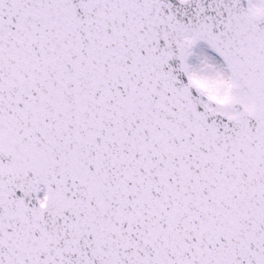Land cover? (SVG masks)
I'll list each match as a JSON object with an SVG mask.
<instances>
[{
	"label": "snow or ice",
	"instance_id": "snow-or-ice-1",
	"mask_svg": "<svg viewBox=\"0 0 264 264\" xmlns=\"http://www.w3.org/2000/svg\"><path fill=\"white\" fill-rule=\"evenodd\" d=\"M0 264H264V0H0Z\"/></svg>",
	"mask_w": 264,
	"mask_h": 264
}]
</instances>
